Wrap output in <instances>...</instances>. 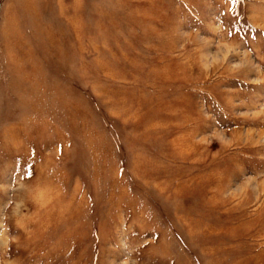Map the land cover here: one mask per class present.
<instances>
[{
	"label": "rangeland",
	"instance_id": "obj_1",
	"mask_svg": "<svg viewBox=\"0 0 264 264\" xmlns=\"http://www.w3.org/2000/svg\"><path fill=\"white\" fill-rule=\"evenodd\" d=\"M0 264H264V0H0Z\"/></svg>",
	"mask_w": 264,
	"mask_h": 264
}]
</instances>
